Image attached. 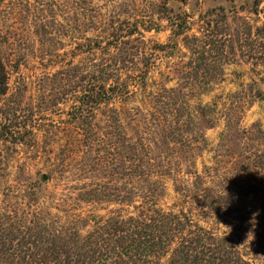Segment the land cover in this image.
<instances>
[{
    "label": "rangeland",
    "instance_id": "obj_1",
    "mask_svg": "<svg viewBox=\"0 0 264 264\" xmlns=\"http://www.w3.org/2000/svg\"><path fill=\"white\" fill-rule=\"evenodd\" d=\"M0 60L6 223L155 207L264 264V0H0Z\"/></svg>",
    "mask_w": 264,
    "mask_h": 264
},
{
    "label": "trees",
    "instance_id": "obj_2",
    "mask_svg": "<svg viewBox=\"0 0 264 264\" xmlns=\"http://www.w3.org/2000/svg\"><path fill=\"white\" fill-rule=\"evenodd\" d=\"M5 81L0 60V86ZM140 210L137 217L101 219L85 236L19 228L0 217V264H249L227 238L193 225L182 212Z\"/></svg>",
    "mask_w": 264,
    "mask_h": 264
}]
</instances>
